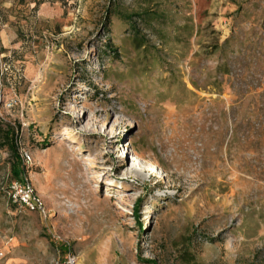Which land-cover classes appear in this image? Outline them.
Masks as SVG:
<instances>
[{"label": "rangeland", "instance_id": "1", "mask_svg": "<svg viewBox=\"0 0 264 264\" xmlns=\"http://www.w3.org/2000/svg\"><path fill=\"white\" fill-rule=\"evenodd\" d=\"M72 259L264 264V0H0V264Z\"/></svg>", "mask_w": 264, "mask_h": 264}, {"label": "built area", "instance_id": "2", "mask_svg": "<svg viewBox=\"0 0 264 264\" xmlns=\"http://www.w3.org/2000/svg\"><path fill=\"white\" fill-rule=\"evenodd\" d=\"M21 156L25 163L29 162L30 156L28 153L24 152ZM6 193L9 199L19 207H23L30 211H36L43 218L49 216V210L44 199L36 190L30 177L25 173L10 181ZM73 262V259L70 260L71 264H73Z\"/></svg>", "mask_w": 264, "mask_h": 264}, {"label": "trees", "instance_id": "3", "mask_svg": "<svg viewBox=\"0 0 264 264\" xmlns=\"http://www.w3.org/2000/svg\"><path fill=\"white\" fill-rule=\"evenodd\" d=\"M2 134L5 137V140L8 143L11 144V146L13 147V149L17 148L16 147V135H15V129H14V127H12L10 125H5V127H3ZM12 173H13V177L14 178H18L19 175L21 174L20 168L18 166L14 165L13 166Z\"/></svg>", "mask_w": 264, "mask_h": 264}]
</instances>
